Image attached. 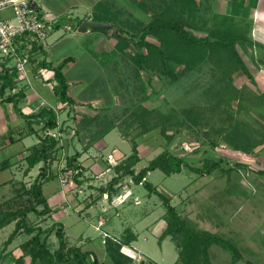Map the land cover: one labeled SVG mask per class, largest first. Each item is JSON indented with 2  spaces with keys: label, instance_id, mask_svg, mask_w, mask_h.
<instances>
[{
  "label": "rangeland",
  "instance_id": "rangeland-1",
  "mask_svg": "<svg viewBox=\"0 0 264 264\" xmlns=\"http://www.w3.org/2000/svg\"><path fill=\"white\" fill-rule=\"evenodd\" d=\"M62 1L65 5L67 1L70 5L78 4L82 7L87 0ZM209 4L211 9L205 13L207 24L192 31L196 36H204L210 29L219 25L220 20L216 16L213 17L216 13L229 15L237 20L244 18L246 23L252 24L249 35L255 41L264 44V4L261 0H209ZM241 5H244V9L247 8L245 13L237 11V7L240 8ZM253 7L255 11H252ZM95 10L94 14L103 20L101 22L120 27L139 26L142 21L148 22L152 16L151 9L143 10L138 6L137 0H102ZM69 16L73 26L68 25L69 19H61V26L54 29L48 38L40 61L57 62L60 57L72 56V64L66 66L65 75L74 89V97L80 101L86 99L93 101L91 106L87 105L91 109L101 107L95 106V101L108 105V112L102 113L99 128L96 129L98 132L108 127L111 129L103 134L104 140L101 139L106 146L99 151L96 145L86 154L94 156L95 158L91 156L93 161L98 158L107 165L105 167L103 165L105 172L98 168L88 171L83 168V174L78 177L81 183H78L72 170L63 168L66 166V160L75 153L74 150H80L82 144L79 145L76 136L70 138L71 133L64 129L62 136L71 143L64 155L57 159L58 167L53 170L56 176L43 186L52 211L44 217L30 213L28 222L40 226L46 233L54 223H62L69 245H77L83 250L93 251L96 256H104L105 260L101 264H112L105 250V236L120 238L128 229L137 235V240L132 243L131 248H124L134 256V262L144 258L159 264L175 263L178 251L172 238L166 237L161 244L159 243V236L166 222L163 218L165 209L156 193H149L142 184L134 183L130 175L119 181L118 192L112 197L101 195L98 189L118 174L114 166L132 153L134 134L130 133L128 139L122 136L126 135L127 130L123 119L128 120L127 115L134 111L135 106L132 103L137 102L138 93L133 91L141 87L146 89L147 95L152 96V106L159 108L162 113L169 114L175 110L180 112L183 108L194 107L204 113L205 119L198 127L179 128L170 145H167V140L159 129L152 130L151 134L146 136L134 137L140 152V161L135 165L136 172L146 167L166 145L172 153L185 157L195 166H203L205 158L223 159L227 162L224 163L225 167H232L236 162L243 164V167L233 169L230 176L232 184L228 182L226 174L216 171L212 175H197L187 167H183L179 173L170 175L155 169L148 173L147 180L156 186L159 192L171 197L172 204L178 211L195 222L198 227L233 239L242 251L243 258L240 264H264V175L258 173L259 170H264V145L256 148L253 154L247 155L233 150L227 141V137H230L227 126L232 122L231 115L235 119L246 120L253 126L264 129V102L258 100L255 102L259 105L256 109L232 111V114L230 110L226 112L224 108L216 107L207 92L220 86L221 73L212 62L202 65L200 69L190 72L173 84L163 85L157 78L148 82L146 73L139 75L137 68L130 65L132 61L128 60L126 50L116 47L112 51L107 42H99L95 46L93 38L98 34H112V38L117 39L112 29L91 30L94 35L87 37L81 35V32L78 33V29L75 28L84 17L83 12L72 11ZM72 34H77L79 39L71 37ZM98 46L105 49L101 51ZM130 49L134 52L132 47ZM239 51L254 75L255 83L250 82L241 71L234 74L233 82L243 88L241 92H244L246 98L259 99V93L264 91V51L259 48ZM43 93L52 94L47 88H44ZM52 97L54 98L53 94ZM234 106L236 107V102L232 103L230 108L234 109ZM93 116L95 119L96 116ZM65 117L66 115L61 114L59 118L62 126ZM114 124L116 127L111 128ZM67 126L69 125L64 123L63 127ZM75 127L77 129L79 125ZM131 128L137 130L135 127ZM68 129L70 131L72 126ZM55 132L57 133V131L53 133ZM37 139L36 135H30L25 141L26 146L34 144ZM11 148L14 149L13 146ZM11 148L5 152L11 151ZM99 152L102 154H98ZM9 156L10 154L0 155V159ZM23 166L25 168L26 162ZM39 170V166L36 165L29 175L25 174L24 182L19 181L7 186L1 184L10 177L21 180L22 172L18 174L16 170H6L1 173L0 203L12 198L15 201H11V207L24 204L27 197L22 199L18 197L17 189L22 183L29 186ZM58 173L61 176H58ZM229 185L235 186L234 189L244 194L226 195L224 191ZM128 189L129 192L126 191ZM122 201L124 202L121 203ZM42 208L38 207L39 210ZM14 224L0 230V246L12 232ZM30 237L31 235H18L12 244H22ZM49 243L52 249L58 247L55 232L51 233ZM210 252L214 264H231L230 254L219 246H212Z\"/></svg>",
  "mask_w": 264,
  "mask_h": 264
},
{
  "label": "trees",
  "instance_id": "trees-1",
  "mask_svg": "<svg viewBox=\"0 0 264 264\" xmlns=\"http://www.w3.org/2000/svg\"><path fill=\"white\" fill-rule=\"evenodd\" d=\"M137 4L143 10L151 9L152 16L148 22H141L139 26H118L116 47L126 50L130 65L135 66L139 75L141 72L146 73L148 82L157 80L165 84L178 82L182 77L190 72L196 71L202 65L212 62L221 73L220 86L208 91L207 95L215 102L216 107H222L226 112H242L243 110L256 109L259 105L255 102H264V91L259 93V99L251 100L241 92L243 88L238 87L233 82L235 73L241 71L250 82L255 83V77L250 72L239 49L247 51L248 48H259L264 51V44L255 41L249 34L251 32L250 22L246 23L243 19H235L229 15L213 14L220 20L219 25L210 29L204 36H196L192 31L201 29L207 24L205 19L206 10L211 9L209 0H137ZM95 21H103L93 14ZM84 21L82 19L79 24ZM152 37L151 40L149 38ZM137 38V39H136ZM134 49V52L128 50ZM44 50L42 45L34 44L35 49ZM252 59L255 61L254 56ZM72 57L61 61L58 65L53 66L49 62H41V66L48 68L53 72V87L55 95L63 104H72L75 100L69 95V82L64 74V67ZM17 69L3 68L0 71V94L4 95L15 87V78ZM23 92L9 95L5 100L14 103L16 113L21 115L26 121V128L29 134H35L38 142L28 148V154L24 157L27 167L25 174L38 164H42L38 175L34 181L26 186L22 183L17 189V196L21 199L27 197L25 203L18 207H11L10 198L0 203V230L5 226L15 223L14 229L5 240L4 244L12 243L18 235H31L25 242L20 245L24 256L30 258L31 264H62L64 262H74L76 264H100L99 259L93 251H83L77 245H69L68 237L62 223L56 222L48 232L36 224L28 222V215L34 213L40 217L47 216L52 209L48 204L47 197L44 194L43 186L46 182L53 179L56 174L51 170L57 153L62 147L61 135L53 131L58 130V112L50 107H44L35 114H25L20 111L18 101L23 98ZM142 101L132 103L134 111L123 119L127 125V133H130L131 127H135L136 134L140 136L149 131L159 129V132L167 140V145L172 143L176 131L181 127L195 128L200 126L205 119L204 113L196 110L194 107L183 108L180 112H170L164 114L159 108L153 107L151 110L144 108ZM236 102V107L231 109L232 103ZM251 111V110H250ZM232 114V113H231ZM232 122L228 124L227 129L230 137L227 141L233 150L244 154H253L255 149L264 145V129L253 126L250 122L243 119H235L233 115ZM101 118L94 119L92 132L84 150L86 151L96 135L103 130L96 131L99 128ZM34 124H41L39 130H34ZM98 125L96 128L95 126ZM129 130V131H128ZM64 131V130H63ZM227 131V130H226ZM58 132V131H57ZM102 132L100 135L105 134ZM78 133L79 130H78ZM13 131H9L7 136L12 139ZM124 136V135H123ZM133 138L132 153L123 158L114 167L118 174L113 177L107 184L100 186L98 189L102 194L112 197L118 192V183L123 177L132 176L134 183L142 184L149 193H156L165 209L163 218L166 226L159 236V243L166 237H171L178 251L175 264H214L211 257V247L216 245L227 251L231 256V264H240L243 255L238 244L225 235L218 232H212L202 229L187 216L182 215L178 208L172 204L171 197L158 191L156 186L147 180V175L155 169L162 170L165 174L179 173L183 167H187L197 175H212L214 172L228 175V182L231 183V173L235 167L244 166L236 162L232 167H225L223 159L205 158L203 166H195L189 163L185 157L176 155L167 147L156 155L149 164L136 172L135 165L140 161V152L138 145ZM13 140V139H12ZM216 146V144H214ZM81 154L76 152L66 160L65 170H72L75 180L78 183V177L83 174V167L79 161ZM11 159H5L0 162V172L11 167ZM258 173L264 175V170ZM235 186L229 185L224 193L229 196L236 194L243 195L244 192L234 189ZM27 202V203H26ZM39 206L43 208L38 209ZM52 232L58 240V247L51 248L49 237ZM137 240V235L131 230H126L120 238L105 239V250L112 264H158L151 260L141 259L134 262V257L123 251L132 242ZM21 259V258H19Z\"/></svg>",
  "mask_w": 264,
  "mask_h": 264
},
{
  "label": "crops",
  "instance_id": "crops-1",
  "mask_svg": "<svg viewBox=\"0 0 264 264\" xmlns=\"http://www.w3.org/2000/svg\"><path fill=\"white\" fill-rule=\"evenodd\" d=\"M101 1L102 0H91V1L87 0V1H84L85 2L84 6L82 5V7H79L80 5H78V4L77 5L76 4L70 5V4H68L67 1H66L67 5H65V3L63 4L62 0H33L32 5L34 6V8L37 11H39L41 14H44L50 21H52L51 24L53 26V29L49 35V37H50L53 30L57 29L61 26V24H60L61 19H66V18L69 19L68 25L69 26L72 25V21L69 18L70 17L69 13H72V11L73 12L74 11L83 12V14H84L83 19L84 20H86V19L94 20L92 15L94 14V10L100 4ZM261 3L264 4V0H261ZM241 6L242 7H240V8L237 7L238 8L237 11L241 10V11H244V13H245L247 8L244 9V7H243L244 5H241ZM252 11H255L254 7H253ZM87 14H88V17H87ZM2 15L4 18H6L8 20H13V15L9 10L4 11L2 13ZM263 19H264V15H263ZM97 21H99V20H97ZM76 30H75V32H76ZM78 33H80V32H78ZM80 34L86 35L87 37L94 35L92 31H89L86 33H80ZM71 37H76V39H79V36H77V34L76 35L72 34ZM93 40L96 43L95 46H97L98 45L97 43H99V42L100 43L107 42L108 43L107 46H109L112 51H114V48H116L117 40L112 38V34H108V35L106 33L105 34H98V35L94 36ZM149 40H151V38H149ZM97 48H100L101 51H103L105 49V47H100V46H98ZM128 51L131 52V50H128ZM68 57H72V56H67V57H62V58L60 57L57 62L49 61V63H52L53 66H56L61 61H63L64 59H66ZM72 59H73V57H72ZM72 61L73 60L69 61L67 63V65L72 64ZM16 62H17L16 58H14V57H5L4 58V57L0 56V71H2L3 68L17 69L16 68ZM66 66L63 69L64 74H66ZM16 73H17V77L15 78V87L10 91H6V93L4 95L0 94V155L4 156V154L5 155L10 154V156L8 158H5V157L4 158L5 159H11V161H12V166L1 171L0 174L6 170L7 171L16 170L18 174H20V172H22L21 175L23 178L20 180V179H16L15 177H10L7 179V181L3 182L1 184V186L3 184H4V186H7L8 184H15L16 182H19V181L20 182L25 181L24 180L25 168L27 167V165L24 168V166H23V164L25 163L24 157L29 152L28 148L38 142L37 141L34 144L26 146V144H25L26 139H28L30 135H35V134H29L28 133V130L26 128V121L21 115L16 113V111L14 109V103L12 101L5 100V98H7L9 95L17 94V92H19V91H22L23 95H24V97L18 101V107L20 108V111L22 113L35 114V113L39 112V110L41 108H44V107H50V108H53L54 110L61 109L58 112L59 127L57 128L58 130H56L58 132L57 133L55 132V133L58 134L59 136L61 135L62 147L58 151L57 158L51 167L52 172L55 168L57 169V167H58L59 161L57 159H59L60 156L64 155V153L68 149V145H70V143H71V141L69 139L63 138L62 131L64 129L68 130V132L71 133L70 138H74L73 136H76V138L79 140V145L82 144V147L80 150H78V149L74 150L75 153L79 152L81 154V156L79 157V161H80L82 167L85 168V170H87V171L93 170L94 168H98L99 170H101V172H105L103 168L107 165V163L102 162L98 158H96L97 160L95 159L93 161V159H91L92 155L90 154V155L86 156V154H88L94 147H96V145H97V148L99 151L102 150L104 148V146H106V143L103 142L104 135H100V134L102 132H105V131L109 132L111 129H109V127H108L107 129H105L101 133H99V135L94 136V137H96V139H94L95 141H93L91 143V146L86 151L84 150L85 143H83L81 140L86 141L89 138H91L90 134H91L92 130L94 129V127L92 126V124H94V118H93L94 116L93 115L96 116L95 119H97L99 117L101 118L102 113L108 112V105L105 103H102V102L99 103V102L95 101L94 102L95 106L101 105V107L100 108L95 107V108L91 109V107H88L87 105L90 104V106H91L93 101H91L89 99L82 100V101H80L79 99H76L74 97L75 95L73 94L74 89H72L71 83L69 80H68V82H69V95L73 99L75 98L76 100L74 103H72L70 105L69 104H63L58 99V97L55 95L54 90H53L54 83H55L53 80V72L48 68L42 67L41 61H37V59H35V58H32L30 60V62L28 64H26V66L23 70H21V71L16 70ZM142 74H143V72H141V75ZM44 88H47L49 91L51 90V93L53 94L54 98L52 97V94L44 95V93H43ZM140 88L139 89L136 88V90L133 91L134 93H136V92L138 93V95L136 94L137 101L143 100L142 104H143L144 108H148L149 110H151L153 108L152 96H150V94L147 95L145 93V91H146L145 88H143L144 90L142 88L141 89ZM97 110H101L102 112L99 113V112H97ZM97 113H99V114H97ZM61 114H63V116L66 115V117L62 121L63 126H64V123L66 125H69L70 127L72 126V129L70 131L68 129L69 126H67V128H64L60 124L59 118H60ZM69 116H71L72 118L70 117V119H69ZM88 117H92V119H88ZM71 122H73V123H71ZM77 125H79V128L76 129L75 126H77ZM41 126H42L41 124H34L33 128H34V130H39L41 128ZM89 127L92 128V130L88 129ZM115 127H116V125L114 124L111 128H115ZM10 130L13 131V135H12L13 140L7 136L8 132ZM78 130L80 133H78ZM151 132L152 131H149V132L144 133L142 135L146 136L147 134H151ZM126 133H127V131H126ZM130 133H133L135 135L137 132H136V130L131 128ZM130 133L128 132V135ZM14 135H15V137H14ZM123 137L128 139L126 136H123ZM97 138H98V140H97ZM101 139H103V140H101ZM12 146L14 147V149L11 148ZM10 148H11V151L7 150L5 152L6 149H10ZM98 154L101 155L102 153L99 152ZM95 156H97V155H95ZM87 157H89V158H87ZM92 157H94V156H92ZM4 158H3V160H5ZM104 159H106V158H104ZM3 160L0 159V162H2ZM83 161L84 162L86 161V162L84 163ZM87 163H89V164H87ZM41 165H42L41 163L38 164L39 168L41 167ZM103 165H104V167H103ZM31 170L28 172L27 175H29L31 173ZM58 176H61V175L58 173ZM129 190L130 189H128L126 191L129 192ZM11 224H9V225H11ZM9 225H7V226H9ZM13 229H14V226H13ZM4 242L0 246V252H1L0 253V264H31L30 258L28 256L27 257L24 256L22 259L23 252L20 248L21 243L17 244V245H13L12 244L13 242H12L8 245H5ZM132 243H131V245H132ZM131 245L128 246V248H131ZM80 248H82V247H80ZM124 248H123V251L128 253L129 255H131L129 252L124 250ZM81 250H83V249H81ZM83 251H88V250L84 249ZM131 256L134 257L133 255H131ZM19 258H21V259H19ZM97 258L99 259L100 264L102 263L103 260H105V257L101 256V255H97ZM142 259H144V258H142ZM145 260H147V259H145Z\"/></svg>",
  "mask_w": 264,
  "mask_h": 264
},
{
  "label": "built area",
  "instance_id": "built-area-1",
  "mask_svg": "<svg viewBox=\"0 0 264 264\" xmlns=\"http://www.w3.org/2000/svg\"><path fill=\"white\" fill-rule=\"evenodd\" d=\"M32 1L0 0V56L16 58V68L19 71L23 70L32 58L40 61L42 50H34V44L45 47L53 29L52 21L37 11ZM8 10L12 13L13 20L3 17L2 13Z\"/></svg>",
  "mask_w": 264,
  "mask_h": 264
},
{
  "label": "water",
  "instance_id": "water-1",
  "mask_svg": "<svg viewBox=\"0 0 264 264\" xmlns=\"http://www.w3.org/2000/svg\"><path fill=\"white\" fill-rule=\"evenodd\" d=\"M106 29H112L114 30L115 34H118V28L114 24L101 22V21H95L92 19L84 20L81 23V25L78 27V31L81 33H86L91 30H106Z\"/></svg>",
  "mask_w": 264,
  "mask_h": 264
}]
</instances>
